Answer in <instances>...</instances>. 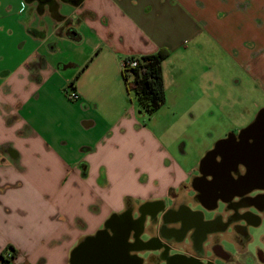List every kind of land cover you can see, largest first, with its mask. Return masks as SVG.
<instances>
[{
	"label": "crops",
	"instance_id": "0c3cea01",
	"mask_svg": "<svg viewBox=\"0 0 264 264\" xmlns=\"http://www.w3.org/2000/svg\"><path fill=\"white\" fill-rule=\"evenodd\" d=\"M160 50L167 103L204 102L232 57L264 87V0H0V264H72L126 206L199 193L197 167L179 168L145 123L156 112L142 114L124 85L125 59ZM231 237L197 250L183 241L168 256L264 264L260 250L256 262L247 248L225 250Z\"/></svg>",
	"mask_w": 264,
	"mask_h": 264
},
{
	"label": "flooded vegetation",
	"instance_id": "af4514ba",
	"mask_svg": "<svg viewBox=\"0 0 264 264\" xmlns=\"http://www.w3.org/2000/svg\"><path fill=\"white\" fill-rule=\"evenodd\" d=\"M241 130L200 160L193 183L199 193L187 203L128 205L103 225L97 233L112 238L120 251L114 264H183L168 256L175 245L187 241L201 249L219 233L232 234L233 241L223 240L232 249L247 248L251 229L264 219V118Z\"/></svg>",
	"mask_w": 264,
	"mask_h": 264
},
{
	"label": "rangeland",
	"instance_id": "374dc122",
	"mask_svg": "<svg viewBox=\"0 0 264 264\" xmlns=\"http://www.w3.org/2000/svg\"><path fill=\"white\" fill-rule=\"evenodd\" d=\"M244 64L243 59L230 58L225 76L216 80L213 92L205 96L204 102L193 103L194 108L181 106L173 99L167 100L168 103L165 100L158 112L144 118L151 133L175 158L183 172L195 169L219 140L224 139L226 134L237 133L264 108V87L252 81ZM227 65L225 59L224 68ZM216 72H222L219 66H216ZM192 96L201 97L197 92ZM249 236L251 241L245 261L256 262L257 250L264 256V219L251 229ZM222 247L232 250L224 242Z\"/></svg>",
	"mask_w": 264,
	"mask_h": 264
},
{
	"label": "trees",
	"instance_id": "16d2710c",
	"mask_svg": "<svg viewBox=\"0 0 264 264\" xmlns=\"http://www.w3.org/2000/svg\"><path fill=\"white\" fill-rule=\"evenodd\" d=\"M167 57L168 53L160 50L156 55L138 60V67L122 70L126 90L134 93L138 110L144 115H152L165 104L161 64Z\"/></svg>",
	"mask_w": 264,
	"mask_h": 264
},
{
	"label": "water",
	"instance_id": "95a60500",
	"mask_svg": "<svg viewBox=\"0 0 264 264\" xmlns=\"http://www.w3.org/2000/svg\"><path fill=\"white\" fill-rule=\"evenodd\" d=\"M263 112L264 110L260 111L257 117L264 118ZM223 143L224 141L219 142L216 147L221 148ZM115 247L117 244L112 238L101 232L97 233L84 239L74 248L71 262L72 264H114V255L120 253L119 250H114Z\"/></svg>",
	"mask_w": 264,
	"mask_h": 264
},
{
	"label": "built area",
	"instance_id": "2783aa9c",
	"mask_svg": "<svg viewBox=\"0 0 264 264\" xmlns=\"http://www.w3.org/2000/svg\"><path fill=\"white\" fill-rule=\"evenodd\" d=\"M136 67H138V60L133 59V58H127L122 63V69L123 70L129 71V70L134 69ZM66 94L69 97V99L72 101H77L79 99L77 93H75L73 91H69Z\"/></svg>",
	"mask_w": 264,
	"mask_h": 264
}]
</instances>
